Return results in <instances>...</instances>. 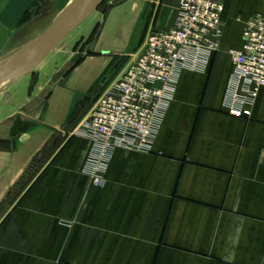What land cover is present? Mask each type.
<instances>
[{"label":"crops","instance_id":"1","mask_svg":"<svg viewBox=\"0 0 264 264\" xmlns=\"http://www.w3.org/2000/svg\"><path fill=\"white\" fill-rule=\"evenodd\" d=\"M34 1H4V38ZM178 2L118 0L98 16L102 3L65 38L91 33L94 53L64 56V64L77 62L47 90L45 120L17 115L15 129L0 135L6 141L0 144V202L35 149L108 84L116 63L136 54L151 31L174 26ZM223 5L219 50L204 71L180 72L150 150L104 153L74 135L77 124L61 134L20 194L0 210V264H264V88L248 102L226 54L240 47L244 22L264 15V0ZM114 33L122 44L98 43ZM59 44L0 92L42 66ZM58 69L53 62L55 74ZM5 95L4 101L15 98ZM89 112L81 111L79 121ZM95 168L103 169L100 186L92 183Z\"/></svg>","mask_w":264,"mask_h":264},{"label":"built area","instance_id":"2","mask_svg":"<svg viewBox=\"0 0 264 264\" xmlns=\"http://www.w3.org/2000/svg\"><path fill=\"white\" fill-rule=\"evenodd\" d=\"M223 12V0H179L174 26L151 31L137 53L117 67V76L97 94L74 135L93 140L104 153L149 151L180 72L204 71L208 56L219 50ZM241 35L240 47L226 54L233 67L232 80L242 83L244 98L250 102L264 88V15L250 16ZM102 172L95 170V186H100Z\"/></svg>","mask_w":264,"mask_h":264},{"label":"rangeland","instance_id":"3","mask_svg":"<svg viewBox=\"0 0 264 264\" xmlns=\"http://www.w3.org/2000/svg\"><path fill=\"white\" fill-rule=\"evenodd\" d=\"M4 1L5 0H0V9L2 5L4 7ZM68 1L69 0H35L34 3L27 9L24 17L18 22L17 26L14 29H11L5 38L0 33V45L1 43H4L2 44L3 46L0 49V53L3 51L8 40L12 37L8 49L3 55H1L0 59L3 57L9 59L14 57L18 53H20L25 46H28L31 41L37 39L38 34L42 33V31H45L51 25L52 19L63 9V7ZM73 1L74 0L70 1L65 6V8H67V6H69ZM117 1L118 0H106L103 3V5L101 4L102 6L100 7V12L97 15L101 16L102 14L101 9L105 10L106 8H108L110 4L116 3ZM128 5L129 3L123 4V8L124 9L128 8ZM123 8L120 9L124 10ZM63 10L57 15V17H59L62 14ZM87 27H88L87 23L82 27L83 33H86ZM92 37L93 36L91 35V33L85 34L83 36L80 33L71 34L67 39L63 40L58 45L57 49L53 51L52 54H50L45 59V62L42 66L33 70L31 73L19 79L18 81L11 83L3 88L4 90L0 92V135L6 136L7 129L9 126H10V130H9L10 132L14 127H16L14 125L15 122L14 118L17 115H19L21 118L24 119H28L29 117L34 115V117L36 116L35 118H37L35 119V121L39 120L42 122L43 119L45 120L44 110L46 108V101H47L46 99L49 95L47 90L50 89L51 86H53V84L56 81L57 82L60 81L62 78L61 76L65 73V71L68 70L70 66L74 65L77 62V61H70L64 64L63 63L64 56L69 55L70 53L68 52H74L73 57L74 58L76 57L77 60V58L86 56L89 53L90 54L94 53L91 51L92 50L91 45H89V42L92 40ZM123 41L124 38H122V36H120L119 33L116 34L114 33L113 36L104 35V37L98 39L99 44L104 43V44H109V46H117L116 43L122 44ZM120 61L121 63L119 66L121 65L123 66L126 63V59ZM53 62L58 63L59 71H57L56 74L52 70ZM116 71L117 69L114 70L113 72L114 74L109 78L106 77V79L109 80L108 84L114 79L115 76H117L118 72L116 73ZM100 89L99 90L101 92L103 89L101 87ZM9 91L15 94V98L12 100L4 101L3 95L8 94ZM96 100H97V96H95V98H93L92 100L90 98H86L85 100H83L82 101L83 108L81 111H84L85 113L89 109L91 110L95 105ZM76 107L78 108V106ZM80 117L81 115L79 114L77 120L72 125H70L68 129L76 125ZM60 130L61 128H58V130H56L55 132L53 131L52 133H50L47 138V141L51 139V137L54 135L53 133L59 132ZM67 130L65 132H62L61 134L66 133ZM14 133H16L17 138L22 139L23 137L22 131L19 132L16 130L14 131ZM4 142L6 141L2 139L0 140V144L1 143L5 144ZM45 144L46 143L43 142L40 145V147H38V149H35L33 155L30 157V159L27 162V165L25 166L23 172L21 173L20 178L25 176L26 172L30 170V166L32 165L33 159L38 154V152L43 150ZM55 147L56 145L44 156L41 163L38 164V166L35 167L34 170L29 171V174L26 175L21 188L14 190V186H15L14 184L8 190L7 193L13 192L10 195L8 202H11L16 196H18V194H20L21 190L32 179V177L35 175V173L39 170V168L46 160L49 153L52 152L55 149Z\"/></svg>","mask_w":264,"mask_h":264},{"label":"water","instance_id":"4","mask_svg":"<svg viewBox=\"0 0 264 264\" xmlns=\"http://www.w3.org/2000/svg\"><path fill=\"white\" fill-rule=\"evenodd\" d=\"M103 2L104 0H74L63 10L62 14L59 17H56L51 25L38 36L35 42L30 44L14 58L0 65V86L10 81L12 77L34 68L42 60H44V58L57 46V44L64 40L70 33L77 30L81 23L94 11H96ZM11 39L12 37L8 40L3 51L0 53V57L8 49ZM120 63L121 61L119 60L116 63L115 68H117ZM6 98H8L7 94L5 95V99ZM82 107L83 104H80V106L72 112L61 130L56 132L45 144L43 150L38 152L32 161L30 170H34L33 167L40 164L44 156L54 148L61 133L65 132L68 127L77 120ZM29 171L26 172L25 176L18 180L14 189H18L22 186V183L26 175L29 174ZM12 193L13 192L7 193L2 199L0 202V210L8 202Z\"/></svg>","mask_w":264,"mask_h":264},{"label":"bare ground","instance_id":"5","mask_svg":"<svg viewBox=\"0 0 264 264\" xmlns=\"http://www.w3.org/2000/svg\"><path fill=\"white\" fill-rule=\"evenodd\" d=\"M35 40H36V39H35ZM35 40H34V41H31V42L29 43V45L32 44L33 42H35ZM29 45H28V46H29ZM28 46H25V47L22 49V51H23L25 48H27ZM15 51H16V50H15ZM22 51H21V52H22ZM21 52H20V53H21ZM12 53H13V52H12ZM20 53H18V54H20ZM18 54H17V55H18ZM12 55H13V54H12ZM17 55H15V56H17ZM15 56H14V57H15ZM14 57H12V58H14ZM3 58H4V57H3ZM3 58L0 59V65L3 64V63H5V62H7V61L10 60V59H12V58L9 59V58H6V57H5L4 59H3Z\"/></svg>","mask_w":264,"mask_h":264},{"label":"trees","instance_id":"6","mask_svg":"<svg viewBox=\"0 0 264 264\" xmlns=\"http://www.w3.org/2000/svg\"><path fill=\"white\" fill-rule=\"evenodd\" d=\"M37 166H38V165H37ZM37 166H36V167H37ZM33 168L35 169V167H33ZM20 188H21V187H20ZM18 189H19V188H18ZM14 190H17V189H14Z\"/></svg>","mask_w":264,"mask_h":264}]
</instances>
